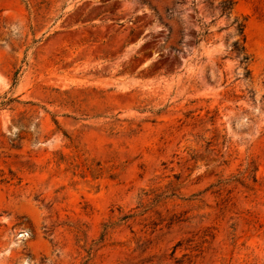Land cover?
Wrapping results in <instances>:
<instances>
[{
	"label": "rangeland",
	"instance_id": "1",
	"mask_svg": "<svg viewBox=\"0 0 264 264\" xmlns=\"http://www.w3.org/2000/svg\"><path fill=\"white\" fill-rule=\"evenodd\" d=\"M220 1L0 0V264H264V0L247 64Z\"/></svg>",
	"mask_w": 264,
	"mask_h": 264
},
{
	"label": "trees",
	"instance_id": "2",
	"mask_svg": "<svg viewBox=\"0 0 264 264\" xmlns=\"http://www.w3.org/2000/svg\"><path fill=\"white\" fill-rule=\"evenodd\" d=\"M218 10L221 16H226L227 18L231 19V22L224 28H232L231 31L228 32L227 36V43L229 53L232 57L239 58L241 64H247L250 56L246 49V17H239L238 15H234V2L233 0H221L218 6ZM223 29V28H222ZM205 34H208L206 31ZM229 38H232L229 41ZM247 69V65L245 67ZM250 72L246 70V75ZM12 100V99H9ZM98 171V170H97ZM98 172H96L97 174ZM129 215L123 216L121 219L128 218ZM104 233L102 235V238Z\"/></svg>",
	"mask_w": 264,
	"mask_h": 264
}]
</instances>
